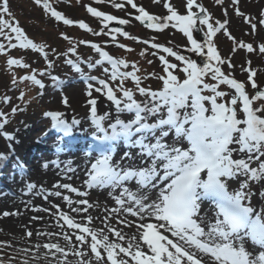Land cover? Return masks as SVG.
Instances as JSON below:
<instances>
[{"label": "snow or ice", "instance_id": "1", "mask_svg": "<svg viewBox=\"0 0 264 264\" xmlns=\"http://www.w3.org/2000/svg\"><path fill=\"white\" fill-rule=\"evenodd\" d=\"M34 2L42 5L44 10L58 22L69 26L76 23L80 29L91 31L85 22H74L51 8L49 0H34ZM96 2L99 3L101 0ZM154 2L158 3L160 0H154ZM220 2L221 0H217L218 4ZM236 3L238 0H233V4ZM126 4L138 13L134 19L148 29L162 31L169 25L178 29L187 37L190 47L186 50L198 56H204L206 60L201 66L194 59L179 54L171 47L152 43V48L161 50L181 63L180 71L183 72L184 78L181 80L174 74L173 70L177 68V64L170 63L164 55H161L159 59L164 66V75L159 76L158 79L161 80L162 87L159 90H151L140 86L141 77L137 75L138 69L135 63L131 65L133 71H120L121 67L125 69L129 67L126 60L114 59L108 52L102 51L97 44L91 43L89 46L99 54L101 59H97L94 64L89 63L88 67L92 68L107 61L111 67L110 80L113 82L119 80V84L114 89L104 79H98L95 76H86L85 79L96 81L100 85L95 90L103 93L115 106L118 118L105 128L102 122L109 114L98 115L97 100L90 98L87 101V104L91 106V123L95 128L93 139L97 142L93 150L98 155L90 165L85 185L89 189L93 187L122 188L120 196L115 198L116 204L120 207L106 209V211H123L129 216L138 217L139 222L118 220L119 224L127 227H132L135 223L136 242H130L128 247L111 243L109 236L103 231L98 233L80 223H74L69 215L62 212L59 205L54 207L69 228L77 229L85 234L77 235V241L84 243L86 236L90 235L91 252L97 261L103 259L98 250L103 248L109 264H132V262L134 264H185V261L186 264H209L208 260H204L203 257L197 258L196 252L190 251L179 243L184 241L185 244L210 257L211 264H264V212H257L251 206L250 198L254 193L249 190L251 183L264 179V160H261V157H264V115L260 114L264 113V104L259 107L254 106V102L264 100V89H260L254 79L257 75L256 71L251 68L244 69L248 73L246 82L238 81L232 78L231 74L226 75L222 71L220 65L225 61L218 53L213 37L221 29H225L227 21L223 23L216 21L214 26L210 22V15L202 5L197 3V0H186V14H179L168 0H164L163 6L168 12V15L164 17L150 14L143 6H138L134 0H126ZM113 6L119 9L124 7V4L115 3ZM194 8L198 11H193ZM86 10L93 17L102 18L105 22L102 25L103 28H107L108 23L111 22L118 25L129 24L127 19L117 18L91 6H86ZM236 12L240 15L238 8ZM6 16L9 18L6 19ZM261 17L259 24L264 25V11L261 12ZM245 22L251 24L252 31L255 33L257 25L252 24L248 17L245 18ZM5 29L8 31L5 32ZM194 31L203 32L202 42L194 38ZM100 34L103 33H96V35ZM114 34L140 42L138 37H130L129 33L121 27L112 28L109 33L112 39H115ZM225 34L232 39L226 29ZM0 36L9 41V47L35 50L47 60L44 46L28 38L19 26V22L12 16L9 0H0ZM13 39L16 43H12ZM143 42L149 43V41ZM80 43L89 44L87 41H80ZM118 46L126 51H132L126 45ZM240 47L248 52L254 50L252 44L241 43ZM4 51L5 45L0 43V52ZM68 51L75 53L76 49L70 47ZM259 52L264 54V44L259 45ZM144 54L143 51L140 53L141 56ZM66 63L72 66L74 71H80L78 64L73 60L69 59ZM148 63L151 64L152 61ZM6 64L9 67H29L21 59L11 56ZM228 65L230 68L233 67L230 60ZM48 66H52L50 61ZM104 71L109 70L106 68ZM206 77L215 83L206 82ZM20 79L30 81L41 89L45 87L42 80L35 74L21 76ZM126 79L132 80L138 93L147 97L146 101L139 102L134 98L133 91L124 87ZM51 80L57 85L60 84L56 76H51ZM16 83L17 79L13 76L12 84ZM221 85H227L234 90L231 99L224 100L229 93L218 90ZM248 85L254 90V94L247 91ZM87 87L89 91L86 94L91 97L93 86L88 84ZM117 92L120 96H117ZM23 96L24 93L21 92L18 99H23ZM3 102L11 101L5 96ZM62 102L67 105V98L65 97ZM206 102L210 107H206ZM238 110L243 114V118H238ZM17 111L16 106L11 108L10 113L0 111V135L8 140H12L13 136L2 130L8 123V116H14ZM124 112L133 114V118L128 121L120 119L119 114ZM44 115L51 118L52 129L65 137L71 136L74 126L80 123L76 119L69 123L63 118L64 114L59 111L45 112ZM154 116L158 118L150 122V118ZM170 134L183 137L189 146L179 147L169 144L167 138ZM117 140H123L129 149H138L137 156L144 157L140 161L141 166L122 167L120 164L112 163V145ZM234 154H238L240 158H234ZM7 158L6 155L0 154V161ZM124 159L133 160L130 151L124 153L122 161ZM253 163L257 166L253 167ZM240 177L244 179L240 180ZM133 179L142 188L150 187L158 190L155 199L146 195H136L127 187H123L125 182ZM233 179L238 181V188L230 191L228 182ZM35 187L31 183L27 185L29 190ZM54 187L63 188L78 196L87 195L86 192L79 191L70 184H56ZM53 194L56 197L62 195L60 191L49 192L44 198L47 199L48 195ZM260 195L264 196V191ZM62 199L66 204L73 203L68 195H64ZM205 199L210 200L215 209L214 219L207 224V231L201 226L202 222L197 219L201 211V202ZM127 201L131 202V206L125 207ZM76 203L85 207L71 209L75 213L87 212L90 207L87 200L82 199ZM10 214L4 213V215ZM146 219L154 222H145ZM88 220H91V217H88ZM109 232L120 240L125 238L116 229L110 228ZM167 234L176 239L169 238ZM28 235L30 236L31 233ZM64 238L68 239L67 236ZM246 242L253 245L251 251L246 247ZM44 247L63 252L57 244H46ZM117 250L118 253L130 257V261L123 258L117 260ZM77 255H83V253H77Z\"/></svg>", "mask_w": 264, "mask_h": 264}, {"label": "rangeland", "instance_id": "2", "mask_svg": "<svg viewBox=\"0 0 264 264\" xmlns=\"http://www.w3.org/2000/svg\"><path fill=\"white\" fill-rule=\"evenodd\" d=\"M134 2L138 6H143L150 14L159 17L168 15L167 10L163 6L164 0H160L158 3H155L154 0H134ZM168 2L179 14H186V0H168ZM115 3H122L124 7L118 9L113 6ZM197 3L206 9L211 17L210 22L214 26H216V21L222 23L227 21L225 29L232 39H229V36L225 34V29H221L213 37V43L216 45L221 58L225 61L224 64L220 65L222 71L226 75L231 74V77L238 81L246 82L248 73L244 69L251 68L257 73L254 79L259 88L264 89V54L259 52V45L264 44V25L259 24V20L262 18L261 12L264 11V0H238L236 4H233V0H221L219 4L217 0H197ZM49 4L51 8L62 13L65 18L71 19L74 22H85L91 31L80 29L76 23L69 26L63 24V22H58L50 13L44 10L42 5H37L34 0H9L12 16L19 22V26L24 30L28 38L32 39L34 43L44 46L47 60L41 53L35 50L9 47V41L0 36V43L5 45V51L0 52V111L10 113L13 106L18 108L14 116H8V123L5 124L2 130L5 133H10L11 127L27 123L30 120L32 122L38 120L37 124L39 125L48 122L51 118L46 117L44 115L45 112L59 111L66 113L67 118H71L69 121L73 119L77 120L78 117L80 118V114H87V111L91 107L87 104V101L92 98L93 93L98 95L102 93L100 94V92L95 90L100 85L96 81L86 80V76L104 79L114 89L116 88L119 80L115 82L110 80L109 73L111 67L107 61L92 68L88 67L89 63L94 64L97 59H101L99 54L89 46L91 43L97 44L102 51L108 52L114 59L126 60L129 67L127 69L121 67L120 71H133L131 65L135 63L138 69L137 75L141 77L140 86L150 88L151 90H159L162 87V82L158 79L159 76L164 75V66L159 59L161 55H164L170 63L177 64V68L173 70L174 74L181 80L184 78L183 72L180 71L182 67L181 63L161 50L152 48V43L171 47L179 54L194 60L199 57L195 53H190L186 50L190 47L187 37L178 29L171 27V25L162 31H154L145 26H140L138 21L134 19L138 13L130 5L126 4V0H101L99 3L96 0H79V2L78 0H49ZM86 6L94 7L117 18L127 19L129 20V24L119 26L115 22H111L108 23L107 28H103L102 25L105 22L102 18L93 17L87 12ZM237 8L240 15H237ZM193 11H198V9L194 8ZM246 17L251 19L252 24L257 25L255 33L252 31L251 24L245 22ZM5 18L8 19L9 17L6 16ZM114 27H121L129 33L130 37H138L140 42H137L136 39L125 38L120 34H114L115 39H112L109 33ZM7 31L5 29V32ZM99 32L103 34L96 35ZM63 37H67L68 39ZM203 39L198 38L197 40L198 42H202ZM80 41H87L89 44H82ZM143 41H149V43H144ZM12 43H16V41L13 39ZM241 43L252 44L253 52H248L245 48H241ZM118 45H126L132 51H126ZM70 47H75V53L68 51ZM142 51L145 53L143 56L140 55ZM24 52H28L31 57L26 62L23 58ZM9 56L21 59L29 67H9L6 64ZM69 59L78 64L80 68L79 72L74 71L72 66L66 63ZM205 60L206 57L203 58L204 62ZM229 60L233 65L231 68L228 65ZM49 61L51 62V67L48 66ZM148 61H152V63L149 64ZM106 68L109 70L108 72L104 71ZM40 73H43V75H40ZM33 74L45 84L43 89L33 85L30 81L20 79L21 76ZM13 76L17 79L15 85L12 84ZM51 76H56L60 84L57 85L56 82H53ZM205 80L208 83H215L208 77ZM88 84H92L93 86L91 97L86 94L89 91ZM124 87L133 91L134 98L137 101L144 102L147 100L146 96H141L138 93L136 85L131 79L124 81ZM218 90L229 93L224 100L231 99V96L234 94V90H231L227 85H221ZM247 91L250 94H254V90L250 85L247 86ZM21 92L24 93L23 99H18ZM116 94L120 96L119 92ZM5 96L10 98V103L3 102ZM65 97L68 100L67 105L62 102ZM261 104H264V100L254 102V106L256 107H259ZM206 107H210L207 102ZM260 114L264 115V113ZM154 118L150 122H154L158 117L154 116ZM106 122L110 123L108 120ZM90 129L95 130L94 125ZM173 136V134H170L169 140ZM0 139H2V142L0 141L1 148V143L4 142V139L3 137ZM228 187L230 191L238 188L229 182ZM252 189V187L249 188L251 192ZM88 239L89 252L92 254L90 235ZM98 250L105 257L106 253L101 248ZM133 251H135V248H133ZM116 258L119 260L118 255ZM105 260L109 264L107 256ZM0 264H30V262L23 255L4 246L0 242Z\"/></svg>", "mask_w": 264, "mask_h": 264}, {"label": "bare ground", "instance_id": "3", "mask_svg": "<svg viewBox=\"0 0 264 264\" xmlns=\"http://www.w3.org/2000/svg\"><path fill=\"white\" fill-rule=\"evenodd\" d=\"M92 98L97 100L98 115L109 114L104 121L114 122L118 118L115 106L106 99L103 93L101 95L93 93ZM237 108L239 109V105ZM63 114V118L71 123L69 121L71 118H67L66 113ZM125 115H131L130 119L133 118V114H126V112L119 114V118L127 121ZM238 118H243V114L239 110ZM91 119L90 110L87 111V114H80V118L77 119L80 123L74 126L73 132L78 134L90 128L93 125ZM153 119L155 118L151 117L150 121H153ZM37 123L38 120L36 122L30 120L27 123L11 127L12 140L0 135V138L3 137L4 139V144L1 143L0 154L8 157L7 160L0 161V180L4 181L3 184L0 183V242L23 255L30 264H108L105 260L106 255L104 257L103 253L101 256L104 258L97 261L94 255L89 252L88 236H86L84 243L76 240L77 235L85 234L77 229L69 228L54 205H59L62 212L69 215L74 223H80L98 233L103 231L104 234L109 236V242L118 243L123 247H128L130 242H136L137 230L135 223L132 227H127L119 224L118 220L139 222L138 217L129 216L123 211H106V209L120 207L116 204L115 198L120 196L121 187H93L89 189L85 185V181L88 179L87 173L93 159L76 154L75 156L64 157L65 154H61L56 148L49 149L48 155L37 154V149L40 151L43 149L42 140L46 135L49 144L53 142L51 140L55 137L52 128L45 133H39L42 126ZM167 139L169 144L175 146H189L183 137L174 135L170 140L169 137ZM127 151L131 152L133 160L124 159L122 161V157ZM137 151L136 148L129 149L128 147L124 151L117 149V152L112 154V163L120 164L122 167L130 165L139 167L141 166L140 161L144 157L137 156ZM50 153H53L52 157ZM16 158L21 159L26 168L22 167L20 163H13ZM234 158L240 157L238 154H234ZM51 159L54 160L50 161ZM261 160H264V157H261ZM252 166L256 167L257 164L253 163ZM239 179L243 180L244 177ZM29 183L34 184L36 187L29 190L27 188ZM229 183L238 187L236 179L229 181ZM56 184H70L79 191L86 192L87 195H75L63 188L54 187ZM123 187H127L136 195H146L152 199H155L158 195V190H153L150 187L142 188L136 183L135 179L125 182ZM250 187L253 188L252 193H254L251 198L252 207L257 212H264V196L260 195L264 191V179L251 183ZM56 191L61 192V197H56L53 194L48 195L47 199L44 198L49 192L55 193ZM64 195L70 196L73 201L71 205L63 201L62 197ZM82 199L87 200L90 205L87 212H72L71 209L73 208L85 207L76 203V201ZM127 206H131L130 201L126 202L125 207ZM6 212L11 214L4 215ZM214 213V206L204 207V205H201V211L197 219L202 222L201 226L205 228V231H207V224L214 219ZM88 217H91V220H88ZM106 217L110 218L105 219ZM145 222L154 221L146 219ZM110 228L121 232L125 238L120 240L109 232ZM28 233H31V235L29 236ZM167 235L171 239H176L171 237L170 234ZM65 236L68 237L67 240L64 238ZM179 243L189 248L190 251L196 252L197 258L203 257L211 264L210 257L185 244L184 241H179ZM46 244H57L63 249V252L45 248L44 245ZM246 247L249 251L253 249V245L248 242H246ZM101 249L104 251L103 248ZM77 253H83V255H77ZM118 257L130 261V257L124 256L123 253H118Z\"/></svg>", "mask_w": 264, "mask_h": 264}, {"label": "water", "instance_id": "4", "mask_svg": "<svg viewBox=\"0 0 264 264\" xmlns=\"http://www.w3.org/2000/svg\"><path fill=\"white\" fill-rule=\"evenodd\" d=\"M140 24H141V23H140ZM141 25H142V24H141ZM195 32H196V35H197L196 37H200V36L203 37V34H202L200 31H195ZM203 58H204L203 56H199V57L197 58V61H198L199 63L202 64V63H203Z\"/></svg>", "mask_w": 264, "mask_h": 264}]
</instances>
